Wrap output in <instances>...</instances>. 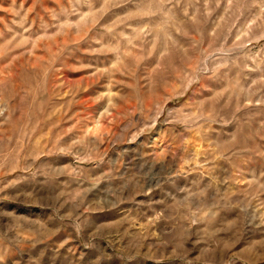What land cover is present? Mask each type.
Returning <instances> with one entry per match:
<instances>
[{
  "label": "rangeland",
  "instance_id": "374dc122",
  "mask_svg": "<svg viewBox=\"0 0 264 264\" xmlns=\"http://www.w3.org/2000/svg\"><path fill=\"white\" fill-rule=\"evenodd\" d=\"M0 264H264V0H0Z\"/></svg>",
  "mask_w": 264,
  "mask_h": 264
}]
</instances>
